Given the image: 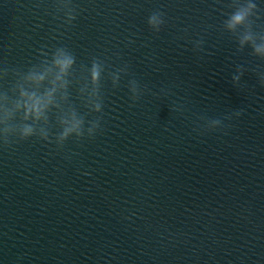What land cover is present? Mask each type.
<instances>
[{"label": "water", "instance_id": "1", "mask_svg": "<svg viewBox=\"0 0 264 264\" xmlns=\"http://www.w3.org/2000/svg\"><path fill=\"white\" fill-rule=\"evenodd\" d=\"M240 2L0 0V92L65 47L63 106L100 124L57 145L53 110L48 141L0 140V264H264V56L224 27ZM94 58L100 113L78 94Z\"/></svg>", "mask_w": 264, "mask_h": 264}, {"label": "clouds", "instance_id": "2", "mask_svg": "<svg viewBox=\"0 0 264 264\" xmlns=\"http://www.w3.org/2000/svg\"><path fill=\"white\" fill-rule=\"evenodd\" d=\"M64 11L66 23L75 19V13L67 2L60 4ZM256 0H241L227 18L224 27L230 32L244 29L238 39L239 44H250L253 52L264 56V35L257 36L250 30L251 18L257 16ZM148 25L158 30L163 23L162 13L153 12L147 18ZM75 56L65 47H56L51 52H43L39 63L32 64L26 70L16 73L12 88V96L0 92V140L7 141L9 136L27 139L38 136L48 141L50 130L49 114L56 110L57 131L51 133L57 145L70 136L80 138L85 133L91 137L99 128V118L85 121V118L68 102V88L72 81ZM86 78L78 94L84 106L92 113L102 111L103 101L99 94L103 64L98 59H92L85 69ZM6 72L0 70V78ZM119 77L113 74L115 85ZM237 117L240 113L236 114Z\"/></svg>", "mask_w": 264, "mask_h": 264}]
</instances>
